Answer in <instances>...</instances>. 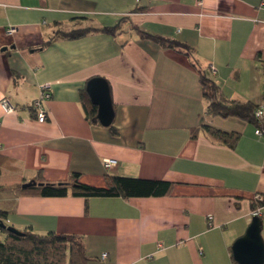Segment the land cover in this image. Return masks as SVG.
<instances>
[{
  "label": "crops",
  "instance_id": "0c3cea01",
  "mask_svg": "<svg viewBox=\"0 0 264 264\" xmlns=\"http://www.w3.org/2000/svg\"><path fill=\"white\" fill-rule=\"evenodd\" d=\"M263 2L0 0V101L14 108L0 106V222L79 236L87 264H233L231 246L251 223L253 197L264 198V138L250 122L207 115L200 76L227 101L264 102ZM112 27L114 35L101 31ZM80 29L90 30L55 36ZM93 78L109 87L107 127L83 112L81 94ZM45 84L48 119L39 123L31 105ZM204 126L237 134L235 147L213 141ZM104 159L116 167L105 170ZM38 173L49 183L78 174L104 187L106 177L121 176L172 190L128 199L20 194Z\"/></svg>",
  "mask_w": 264,
  "mask_h": 264
},
{
  "label": "trees",
  "instance_id": "16d2710c",
  "mask_svg": "<svg viewBox=\"0 0 264 264\" xmlns=\"http://www.w3.org/2000/svg\"><path fill=\"white\" fill-rule=\"evenodd\" d=\"M90 29L73 30L67 33H56L58 38L77 39L84 36ZM117 27L103 28L101 31L114 35ZM161 46L188 51L187 46L176 41L159 37L147 36ZM264 78V62L261 67ZM202 96L207 102L206 114L209 116L237 117L243 121L255 125L253 117L254 109L258 105L242 103L238 101H227L221 94L218 86L204 75L200 76ZM264 103V102H263ZM81 104L87 121L92 124H100L97 120V108L92 105L85 92L81 94ZM35 116V115H34ZM202 130L213 140L222 145L234 148L237 141V134H227L217 129L204 126ZM264 138V134H263ZM104 187H93L79 181L78 174H71L69 181L49 183L44 182L41 174L38 173L35 182L40 186L29 189L19 188L23 195L40 197L59 198L76 196L83 198H148L163 197L171 193L172 184L164 181L143 180L133 177L108 176L105 178ZM264 204V200L259 206ZM258 204L255 205L257 207ZM254 207V208H255ZM0 213V217H3ZM262 230L264 220H262ZM1 229V228H0ZM2 231H5L1 229ZM261 230V231H262ZM232 255V254H231ZM233 259V258H232ZM89 259L86 256L84 244L79 236L64 235L49 232L39 235L31 230H24L20 235L5 231V236L0 239V264H87ZM233 264H237L233 260Z\"/></svg>",
  "mask_w": 264,
  "mask_h": 264
},
{
  "label": "water",
  "instance_id": "95a60500",
  "mask_svg": "<svg viewBox=\"0 0 264 264\" xmlns=\"http://www.w3.org/2000/svg\"><path fill=\"white\" fill-rule=\"evenodd\" d=\"M86 93L92 105L97 108V120L103 127L109 126L114 117L110 99L109 87L105 80L93 78L86 84ZM35 181L21 185V189L40 186ZM0 228L6 232L20 235L21 232L12 227H5L0 222ZM262 221L259 216H253L244 235L235 240L231 246L233 260L237 264H264V242L261 236Z\"/></svg>",
  "mask_w": 264,
  "mask_h": 264
},
{
  "label": "built area",
  "instance_id": "2783aa9c",
  "mask_svg": "<svg viewBox=\"0 0 264 264\" xmlns=\"http://www.w3.org/2000/svg\"><path fill=\"white\" fill-rule=\"evenodd\" d=\"M264 7V2L261 4ZM15 32V28L9 27L7 28V34H12ZM212 73H214V69L211 68ZM49 84H45L41 87V94L38 99L32 102V109L35 113V119L39 123L46 122L48 119L47 110L44 108L45 101L50 99V90ZM0 106L5 113H11L14 111V108L10 105L9 100L7 98H2L0 101ZM254 120L256 122V127L254 134L258 137H263L264 134V103L259 104L253 113ZM102 165L105 170L109 171L116 167L117 161L114 159H104ZM264 198L262 195H255L253 197V201L255 204H258L251 213V216H259L262 220H264V215L261 213V207L259 204L263 202ZM159 249L162 248L161 244H158ZM105 257V254L102 256Z\"/></svg>",
  "mask_w": 264,
  "mask_h": 264
},
{
  "label": "rangeland",
  "instance_id": "374dc122",
  "mask_svg": "<svg viewBox=\"0 0 264 264\" xmlns=\"http://www.w3.org/2000/svg\"><path fill=\"white\" fill-rule=\"evenodd\" d=\"M2 238H3V236L0 235V239H2Z\"/></svg>",
  "mask_w": 264,
  "mask_h": 264
}]
</instances>
